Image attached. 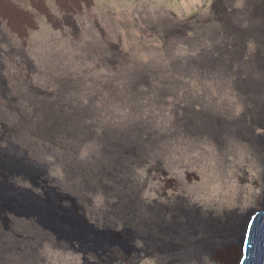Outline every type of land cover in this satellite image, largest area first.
Here are the masks:
<instances>
[{
	"label": "rangeland",
	"instance_id": "374dc122",
	"mask_svg": "<svg viewBox=\"0 0 264 264\" xmlns=\"http://www.w3.org/2000/svg\"><path fill=\"white\" fill-rule=\"evenodd\" d=\"M6 10L0 148L26 152L46 173L45 192L118 227L160 222L148 201L164 170L181 184L175 191L169 183L168 196L181 195L210 229L208 217L244 220L260 207L264 0H8ZM202 111L219 140L200 129ZM157 146L159 170L150 173L155 158L143 154ZM133 165L135 191L126 182ZM25 172L19 186L41 180ZM214 174L224 184L210 194ZM140 189L145 203L134 204ZM130 203L131 211L119 207ZM172 209L169 218L181 217V201ZM7 216L0 217V264H84L70 246L63 253L42 243L34 220ZM135 262L159 264L145 254ZM186 264L220 263L205 254Z\"/></svg>",
	"mask_w": 264,
	"mask_h": 264
},
{
	"label": "bare ground",
	"instance_id": "6f19581e",
	"mask_svg": "<svg viewBox=\"0 0 264 264\" xmlns=\"http://www.w3.org/2000/svg\"><path fill=\"white\" fill-rule=\"evenodd\" d=\"M28 1L41 3V0ZM7 2L8 0H0V17L3 21L0 20V26L6 19L9 20L7 17H11L12 14L6 10ZM1 8L8 12L7 16L1 11ZM6 30L3 25L0 27V34L6 36ZM249 31L236 33L233 39L236 40ZM231 52H236V49L232 47ZM0 53H3V50H0ZM184 111L187 113L189 110L185 108ZM205 114V111L195 113V116L201 120V124H207L203 116ZM184 120L188 123L192 122V119L187 115ZM200 129L219 140L218 129L212 123L201 125ZM10 149L0 148V200L3 203L0 217H5V221L9 222L8 213L14 220H34L39 230L46 234L42 243L50 244L53 250L66 253L70 246V249L74 250V254H81L84 264H136L135 259L141 258V254L157 259L159 264H186L205 254L220 264L236 263L239 255L238 236L244 220L241 218L232 219L223 229L217 227V222H214L216 229L205 226L204 222L196 217V212L182 203L181 195L168 196L165 192L169 183L174 186L173 190L175 191L181 186L177 180L167 178L168 172L164 170L160 172L161 178L159 176L156 178L159 190L153 191L156 198L148 201V204L155 210L156 216H160V222H143L142 224L120 222L118 227L115 222H99L98 219L92 218L93 213L89 214L88 211H84L83 207L75 200L70 204H65L57 193L52 190L45 192L44 186L39 181L43 184L47 183L41 179L46 173L40 167L35 166V162L28 157L26 152L22 156L19 154L23 153L20 148L17 147L14 152H11ZM8 153L15 157L5 158V155H10ZM144 155L147 158H155L156 164L149 172L158 171L159 157L161 156L160 146H157L151 154L145 152ZM27 167L34 170L38 179H41L34 181L32 188L19 186V182H15L16 179L23 183L28 181L25 172ZM137 168L138 165L129 166L128 180L126 181L130 183L127 185L133 191H135V184L138 183ZM223 184L222 177L218 179L215 174L212 175L209 180V185L212 186L210 194L218 192ZM32 189L38 190V192L36 193ZM142 195L140 189L138 195L134 196V204L136 201L141 204L145 203ZM179 201H181V217H177L173 213L169 214V218L165 212L170 213L173 210L172 206ZM132 206L133 203L120 204L119 207L131 211L134 209ZM90 211L92 212V210ZM85 213L89 215V220L84 216Z\"/></svg>",
	"mask_w": 264,
	"mask_h": 264
},
{
	"label": "water",
	"instance_id": "95a60500",
	"mask_svg": "<svg viewBox=\"0 0 264 264\" xmlns=\"http://www.w3.org/2000/svg\"><path fill=\"white\" fill-rule=\"evenodd\" d=\"M220 229L226 228L229 218H211ZM239 256L235 264H264V198L258 209L250 210L242 223L238 236Z\"/></svg>",
	"mask_w": 264,
	"mask_h": 264
}]
</instances>
